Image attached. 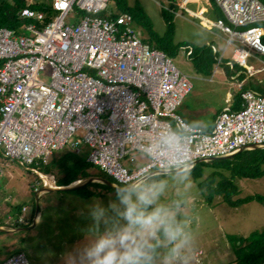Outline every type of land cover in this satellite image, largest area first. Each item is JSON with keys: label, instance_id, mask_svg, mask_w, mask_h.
Instances as JSON below:
<instances>
[{"label": "built area", "instance_id": "obj_1", "mask_svg": "<svg viewBox=\"0 0 264 264\" xmlns=\"http://www.w3.org/2000/svg\"><path fill=\"white\" fill-rule=\"evenodd\" d=\"M42 2L26 0L21 18L42 22L45 15L30 9ZM109 2L51 0L54 16L46 26L0 28V160L16 162L43 181L34 165L49 164L64 149L87 148V162L119 188L264 148L263 94L240 82L238 110L221 111L211 131L192 127L177 113L191 87L188 79L136 36L130 15L110 13ZM213 2L224 20L208 24L196 18L224 34V51L210 49L217 65L231 52L226 65L244 69L230 76L236 82L245 70L251 74L250 51L264 56V6L258 0ZM70 14L77 16L71 25L65 22ZM191 53L186 48L187 58ZM134 153L148 162L137 165ZM3 264L28 261L19 253Z\"/></svg>", "mask_w": 264, "mask_h": 264}, {"label": "rangeland", "instance_id": "obj_2", "mask_svg": "<svg viewBox=\"0 0 264 264\" xmlns=\"http://www.w3.org/2000/svg\"><path fill=\"white\" fill-rule=\"evenodd\" d=\"M129 7L139 6L147 15L153 31L160 37L166 32V24L162 10L173 14L174 45H186L192 48H209L212 45L221 54L225 47V36L217 28H207L202 25V20L208 24L219 19L224 20L222 13L205 0H125ZM189 3V4H188ZM188 4V5H187ZM196 7V10L192 7ZM108 11H116L112 2H109ZM195 13L196 18L191 16ZM77 16L70 14L65 22L74 24ZM136 36L143 42L148 38L147 32L134 21L131 25ZM147 44V43H145ZM169 58V57H168ZM172 65L184 75L189 83L190 90L182 100L177 113L185 117L192 127H208L214 115L220 112L228 103L233 102L238 95L237 84L242 82L244 87H264V56L250 51L247 61L251 71L250 76L240 75L236 82L230 76L238 75L243 68L234 65V70L226 65L231 62V52L226 50L225 58L221 65L214 61V55H206L200 71L196 62L186 57V49H179L177 55L169 58ZM232 63V62H231ZM43 77V75H41ZM47 80V78H45ZM133 159L139 166L148 162V159L134 153ZM124 167L127 162L122 163ZM48 165V164H47ZM47 165H34L40 172L41 167ZM204 176L208 169L203 168ZM158 175V174H157ZM148 177L142 185L158 184L162 192L158 202L177 207L178 218L185 221L187 231L191 237L188 254L190 264H233L235 257L227 240L228 236L236 235L248 237L251 233L261 231L264 227V203L252 201L237 208L229 207L220 197H215L212 204L199 189V181L194 179L190 170L159 174ZM155 176V177H154ZM109 182H114L105 176ZM47 189V180L55 183L54 173H47L42 177ZM46 179V180H45ZM41 178L25 170L16 162L6 159L0 160V224L4 227H13L14 221H8V214H12L15 206L27 207L26 212H21L12 218L31 216L29 220L17 227L18 231L0 233V264L9 257L22 253L28 264H75V248L84 242L86 229L91 225L88 218V205L94 199L101 201L105 206L115 199L116 190H109L103 186L92 185L89 191L97 196L82 198L69 191L51 190L39 194L36 207L35 195L43 188ZM86 180H82L84 184ZM235 183L239 187V195L234 199L248 196H264V177L257 180L241 179ZM123 188V187H119ZM37 208V209H36ZM14 211V210H13ZM15 212V211H14ZM34 212V213H33ZM38 223L34 224V217ZM31 227V228H29ZM16 228V227H14ZM29 228V229H27Z\"/></svg>", "mask_w": 264, "mask_h": 264}, {"label": "trees", "instance_id": "obj_3", "mask_svg": "<svg viewBox=\"0 0 264 264\" xmlns=\"http://www.w3.org/2000/svg\"><path fill=\"white\" fill-rule=\"evenodd\" d=\"M43 1L44 2L37 3L30 7L31 10L45 15L42 22H36L33 20L23 19L20 16V13L27 8L26 0H0V28H6L18 32L21 27L31 23H35L38 28L46 26L51 21L54 13L52 12V8L50 6L51 0ZM258 1L264 6V0ZM110 2H112L116 8L115 13L113 14L114 16L121 14L130 15L132 20L147 32L148 38L145 43L163 52L167 57H175L179 49L182 47H185V49L188 48L186 45H174L173 37L175 28L173 23V11L170 12L164 9L162 10V16L166 24V32L163 37H160L153 31L147 15L139 6L136 5L134 7H129L125 0H110ZM210 3L212 6L217 8L213 0H211ZM206 55L211 57L212 51L210 47L198 49L192 48V53L189 58L196 62L198 71H200L201 65L204 64ZM247 86L249 87L245 86V88H251L264 95V87L252 88L250 85ZM238 99L239 97L237 95L235 100L238 103L234 108L235 110L240 108ZM87 157L88 150L85 148H81L80 153H74L73 151L64 149L63 151L55 154L47 166L41 167L39 173L46 176L47 173L53 172L56 187H67L77 181L87 180L88 178H102L108 181L104 173H102L97 167L87 162ZM203 168L208 169L206 177L204 176ZM189 170L193 172L194 179L200 180L199 189L204 193L206 201L209 204L213 203L215 197H220L225 204L232 208L240 207L252 201L260 204L264 203V196L260 195L234 199V197L239 195V187L235 183L237 179L257 180L264 177V148L243 151L228 159L199 162ZM157 176H159V174ZM111 184H113V182ZM92 185H99L109 190H115L114 188L101 183H89L81 189L69 192H74L82 198L97 196V193L88 190V188ZM22 208L23 205L15 206L12 209V215H20ZM32 218L33 214L30 216L29 223H27L28 225H30ZM26 226L27 225H16L15 227ZM227 240L235 257L233 264L263 263L264 227L261 231L253 232L246 238L230 235Z\"/></svg>", "mask_w": 264, "mask_h": 264}, {"label": "clouds", "instance_id": "obj_4", "mask_svg": "<svg viewBox=\"0 0 264 264\" xmlns=\"http://www.w3.org/2000/svg\"><path fill=\"white\" fill-rule=\"evenodd\" d=\"M167 147L163 142L161 148ZM162 190L155 183L133 184L117 189L106 206L94 199L75 264H190L186 222L176 206L158 202Z\"/></svg>", "mask_w": 264, "mask_h": 264}, {"label": "water", "instance_id": "obj_5", "mask_svg": "<svg viewBox=\"0 0 264 264\" xmlns=\"http://www.w3.org/2000/svg\"><path fill=\"white\" fill-rule=\"evenodd\" d=\"M255 149H258V148H249V149H246L244 151H251V150H255ZM233 157V156H231ZM231 157H227V158H224V159H228V158H231ZM214 161V160H213ZM175 172H182L180 170H174ZM163 173H168V172H161L159 174H163ZM82 181L80 182H76L74 184H71L70 186H67V187H55V189H47L46 187H43L42 190H39L36 195H35V203H36V207L38 205V199H39V194L40 193H43V192H48V191H51V190H56V191H74V190H78V189H81L82 187L88 185L89 183H101V184H104L108 187H112L114 188L115 190L117 189H120L118 187H115L113 186L109 181L105 180V179H102V178H88L86 180V182H84V184H81ZM37 209V208H36ZM32 227V226H31ZM29 227V228H31ZM27 228V229H29ZM2 232H5V230L3 228L0 227V233Z\"/></svg>", "mask_w": 264, "mask_h": 264}, {"label": "crops", "instance_id": "obj_6", "mask_svg": "<svg viewBox=\"0 0 264 264\" xmlns=\"http://www.w3.org/2000/svg\"><path fill=\"white\" fill-rule=\"evenodd\" d=\"M186 1H188V0H186ZM205 1H207L208 3H210L211 2V0H205ZM184 4H186L185 3V0H184V2H183V5L181 6V8H183V6H185ZM189 4V3H188ZM187 4V5H188ZM195 10H196V7H194V6H192ZM191 14V16H194V17H196V15H195V13H193V12H191L190 13ZM215 22V21H214ZM206 23V22H205ZM213 46V45H212ZM246 84V83H245ZM239 100V99H238ZM228 104L221 110V111H223L224 109H226V108H231L232 110L235 108V106L237 105V101L236 100H234L233 102H227ZM240 103V102H239ZM235 110V109H234ZM220 111V112H221ZM220 112H217L215 115H214V117H213V120H212V123L208 126V127H205L204 129L203 128H200V127H196V128H200V129H202V130H204V131H211L212 129H213V126H214V122H215V119H216V117L218 116V114L220 113ZM180 115V114H179ZM181 116V115H180ZM182 118H183V120L185 121V122H187L188 124H189V122L185 119V117H183V116H181ZM194 127V126H193ZM86 150H87V148H85ZM57 154V153H56ZM42 175V174H41ZM43 177H45V175H42ZM46 180V179H45ZM76 183V182H75ZM74 184V183H73ZM53 185H54V188L56 187V185H55V183L53 182ZM47 187H49L48 185H46ZM43 187H45V184H43ZM50 188H53V187H50ZM41 194V193H40ZM27 208V207H26ZM28 209H26V211H27ZM25 211V212H26ZM30 219V216H25L23 219L21 218V217H17V218H13V220L12 221H14V222H16L17 220H24V222H27V220H29ZM37 223H38V217L37 216H35L34 217V224H33V226L32 227H34V226H36L37 225ZM18 225H20V224H18ZM16 226V225H15ZM15 226H13V227H4V229L6 230V231H8V232H16V231H18L17 229L18 228H14ZM1 228H3V226H0ZM5 262V261H4ZM3 262V263H4ZM2 263V264H3Z\"/></svg>", "mask_w": 264, "mask_h": 264}, {"label": "bare ground", "instance_id": "obj_7", "mask_svg": "<svg viewBox=\"0 0 264 264\" xmlns=\"http://www.w3.org/2000/svg\"><path fill=\"white\" fill-rule=\"evenodd\" d=\"M47 184H48L49 187H53V183L51 181L47 180Z\"/></svg>", "mask_w": 264, "mask_h": 264}]
</instances>
